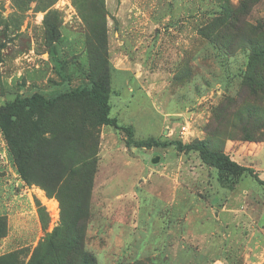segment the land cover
Segmentation results:
<instances>
[{"label":"rangeland","instance_id":"rangeland-1","mask_svg":"<svg viewBox=\"0 0 264 264\" xmlns=\"http://www.w3.org/2000/svg\"><path fill=\"white\" fill-rule=\"evenodd\" d=\"M221 2L0 0V107L35 93L54 98L90 89L98 65L109 73V115L119 127L98 125L86 98L61 101L36 132L38 142L24 167L29 181L19 175L0 129V195L7 207L11 197L5 184L34 182L52 192L55 178L68 216L76 190L90 198L85 250L97 264H166V248L154 242L172 228L222 230L232 235L227 242H235L224 245L228 264H264V186L248 174H222L199 152L177 146L206 141L264 182V101L254 103L252 95L242 93L245 109L259 114L255 121L245 113L242 130L226 125L225 113L221 122L215 118L219 109H233L227 102L238 99L247 62L241 51L226 57L200 35ZM247 18L264 27V0ZM82 109L88 124L82 136L63 132L61 123ZM150 140L156 144L135 145ZM43 149L55 159L53 166L47 162L49 168L39 162ZM84 162L93 176L84 174ZM82 177L87 183L81 185ZM56 202L50 231L36 233V239L33 232L31 246H24L21 234L18 248L4 254L15 256L1 264L28 263L53 224H61ZM35 209L46 223L37 202Z\"/></svg>","mask_w":264,"mask_h":264},{"label":"trees","instance_id":"trees-1","mask_svg":"<svg viewBox=\"0 0 264 264\" xmlns=\"http://www.w3.org/2000/svg\"><path fill=\"white\" fill-rule=\"evenodd\" d=\"M258 1L238 0V5L235 6L230 0H222L218 4V7L211 10L212 18L199 31L200 35L206 38L211 44L217 46L218 51L222 52L224 56L233 57L237 51H241L242 54L247 56L245 68L240 76L242 85L237 95L240 102H237L238 99L234 102H227L228 106H232L233 109L230 112H226L224 108H221L217 111L219 116L215 117L219 122L224 119L226 125L239 130H242L246 122L247 118L245 113L247 116L250 115L255 121L259 119V114L256 111L253 110L249 113L245 109L242 104V93L248 92L252 95L254 103L264 101V27L258 22L256 25L250 23L247 18L250 16L252 6ZM98 68V65L93 66L94 79L90 89H76L69 93L59 94L54 98H47L40 93H35L30 97L15 99L13 102L0 107V129L10 144L13 161L23 180L29 181L24 167L34 148L32 144L35 145L38 142L36 132L41 131L45 117L61 101L65 99L86 98L87 107L93 110L97 117L98 125L119 128L117 120L111 118L109 115V73L106 68H104V72L99 71ZM223 113H225V116L222 119ZM61 128L65 133L78 134L81 137L83 128H88L85 119V110L81 111V113L71 115L70 119L61 123ZM214 133L210 132L208 135L213 137L215 135ZM69 140L68 138L67 144L72 142H69ZM154 144H156L155 140L135 143L138 147H150ZM177 146L181 151L199 152L202 161L206 165L215 168L222 174L230 176L248 174L261 186H264V182L259 179L253 169L244 167L233 161L222 151L211 148L206 141H197L185 146L179 143ZM49 151L43 149L41 160H39V162L44 163L43 166L45 168L48 167L47 162L49 161L50 166L55 164V159L50 158L51 152L49 153ZM45 157L46 160L44 161L43 158ZM85 163L81 166L84 168V174L90 171L92 175L93 168L90 169V166ZM68 172L70 174L73 173V169ZM67 178L60 184V188L61 185L62 187L65 186L68 180L69 184L72 183L71 177L68 180ZM78 181L81 185L87 183L85 177L78 178ZM53 183L55 185L52 192L39 183H30V186L36 184L42 187L49 198H55L58 202L60 201L62 216L61 224H58L53 232L48 234L38 247L35 248L27 264H97L95 257L85 250L86 232L91 216L90 198L89 201L86 200L83 198L80 189L79 191L76 190L78 194L76 193V197L71 199L72 215L68 216L64 205L65 200L61 196L62 193L59 192V179L54 178ZM37 203L45 213V217L47 216L46 223H44L45 220H41L45 228L49 222V216L38 201ZM6 235L7 218L0 217V238H4ZM29 250L27 249L28 252H30ZM20 251L24 252L23 249ZM14 253L1 256L0 264L6 256L13 258L15 256Z\"/></svg>","mask_w":264,"mask_h":264},{"label":"crops","instance_id":"crops-1","mask_svg":"<svg viewBox=\"0 0 264 264\" xmlns=\"http://www.w3.org/2000/svg\"><path fill=\"white\" fill-rule=\"evenodd\" d=\"M17 183L15 186L5 184V188L10 190L6 194L8 198L11 197L10 207H7V202L2 200L3 195H0V217L7 218V235L0 238V256L18 248L17 242L21 234L24 236V246H31L37 238L35 237L36 233L43 236L50 231V209L55 207L56 199L49 198L44 191L35 185L27 186L21 181H17ZM37 201L49 216V222L45 228L35 214ZM56 203L57 208H59L58 202ZM168 219L170 220V216ZM172 220L175 219L172 218ZM58 224L55 222L53 229ZM33 232L35 233V239L31 238ZM231 236L217 229L187 228L176 230L172 228L166 234H163L161 238L156 237L154 243L158 241L157 245L166 248V264H228L224 260L223 250L225 242ZM227 243L230 245L235 242L230 241ZM15 246L17 247L15 248ZM213 252L214 254H211Z\"/></svg>","mask_w":264,"mask_h":264},{"label":"built area","instance_id":"built-area-1","mask_svg":"<svg viewBox=\"0 0 264 264\" xmlns=\"http://www.w3.org/2000/svg\"><path fill=\"white\" fill-rule=\"evenodd\" d=\"M186 132H187V127H183L181 133H182V134H186Z\"/></svg>","mask_w":264,"mask_h":264}]
</instances>
